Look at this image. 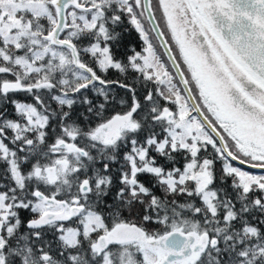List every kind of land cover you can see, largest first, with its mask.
Masks as SVG:
<instances>
[{
    "label": "snow or ice",
    "instance_id": "obj_1",
    "mask_svg": "<svg viewBox=\"0 0 264 264\" xmlns=\"http://www.w3.org/2000/svg\"><path fill=\"white\" fill-rule=\"evenodd\" d=\"M0 264H264V0H0Z\"/></svg>",
    "mask_w": 264,
    "mask_h": 264
}]
</instances>
